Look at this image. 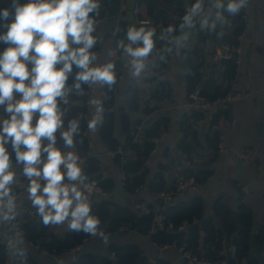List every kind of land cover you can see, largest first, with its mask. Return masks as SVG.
<instances>
[{
	"label": "trees",
	"instance_id": "obj_1",
	"mask_svg": "<svg viewBox=\"0 0 264 264\" xmlns=\"http://www.w3.org/2000/svg\"><path fill=\"white\" fill-rule=\"evenodd\" d=\"M20 3H26L27 0H19ZM139 11L135 15L137 20L150 18L152 24L150 29H155L153 36L154 47L149 56L144 60V64L150 65V72L145 75L146 81H153L159 78L166 70V59L168 52L172 49V44L166 37H157L158 30L155 25L160 24L166 31L167 36L177 35L185 27L183 17L188 12V5H183V0H137ZM192 0L189 5L195 3ZM229 0H223L224 7L217 8V13L222 19L228 21L223 23L222 30L218 34L216 44L218 42H227L231 47H237L239 44V35L245 31V7L241 8L239 13L230 14L226 11V6ZM12 0H0V9L11 8ZM105 4V1H104ZM142 4L146 6V16H142L140 9ZM94 18V23L97 20L103 19L105 12L103 7L98 8V15L90 14ZM11 19V18H10ZM9 19V20H10ZM127 23L119 21L116 32L112 39V49L115 51V58L112 60L114 65L115 83L111 86L102 85L104 94L101 100V124L98 128V133L105 147L113 152V161L120 168L123 174L122 185L127 193H133L135 189L141 192L143 187L147 188L148 199H142L141 196L135 201L138 204H144L150 210L157 209V213L163 215L165 222H171L174 228H180L175 231L155 230L148 233L153 220L151 211L145 213L139 207H129L121 205L108 198V195L115 187V182L109 177H101L97 174L99 170V160L96 156L88 154V138L83 133L88 122L83 117L84 113H88V108L84 104L86 99L87 84L76 80V75L80 71L73 65L72 72L68 74V79L65 84L66 97L63 100L57 98L58 110L63 111V128L68 130L70 122L78 123V131L73 134V151L78 157H83L82 170L87 176L84 182L95 180L100 189L107 193V197L93 201V214L101 220V228L104 233H113L119 229L126 228L135 230L141 234H147L150 240L156 244L174 243L179 246L185 244L191 248L198 258L208 263H215L221 259L225 260L226 264H239L244 261L246 264H264V215L262 222L259 225L257 239L252 244L250 235L252 231V212L249 206L239 203L233 210L225 203L217 198L212 203V217L203 218V202L198 196H192L186 200L164 203L161 198L154 197L159 192L167 190L165 188V180L163 176V165H158V168L151 171L146 165V161L150 152L155 147V142L152 140L163 134L167 128V118L159 117L151 120L147 124L142 122H130L128 113L121 112L120 129L122 134V143L119 139L113 136V129L110 124V110L112 105L113 92L122 74L123 70V54L119 48V42L125 35ZM135 26L139 28L140 23ZM169 27L173 31H169ZM6 32V31H5ZM211 27H200L197 32V41L193 48L189 51L187 63L184 70V76L187 82L188 92L190 93L196 85H200L201 93L212 99L222 96L228 90L229 82L235 76L236 57L237 53L231 49L230 57L224 59L221 63V69L218 75H214L212 71L203 78L201 69L203 67L202 47L209 40ZM96 44L90 50L93 54L99 49L97 36ZM10 44L0 43V50L3 52ZM79 47V45H71ZM135 47L141 45L136 44ZM31 55V53H30ZM59 68L60 65H57ZM91 67V66H90ZM80 87L76 88L75 85ZM139 87L134 79H130L125 92V106L129 111L138 109L139 106ZM171 95L169 83L165 80H159L152 90L150 100H162ZM16 100L21 99L19 93H13ZM154 106H149L148 101L145 102L143 109L145 114H150L154 110ZM225 114V110L222 115ZM39 117V113H37ZM200 117L197 113H184L179 123V131L181 137L176 142V149L183 152L187 158L192 161L194 145L188 140L193 137L194 130L191 126L193 119ZM216 117L210 121V131L205 135V146L212 154L209 160L216 157V143L218 140V131L212 128ZM141 124V130L138 137L134 140L136 129L135 126ZM56 144L58 149L65 148L64 140L58 133H55ZM48 142V141H47ZM42 148L47 145L41 142ZM120 146L122 153L115 151L116 147ZM9 155V164H21L16 160V153L9 141L4 145ZM25 150L21 145V151ZM47 153L42 151L41 160H46ZM208 160V161H209ZM24 169V167H22ZM211 174L208 168H193L187 166L182 171V179L192 178L194 181L202 184ZM35 208L27 207L21 209L15 207L14 217L11 219V224L19 227L22 230L23 238L31 244L37 246L39 250L57 255L68 251L77 245L81 244L84 239L90 235L84 233H76L70 230L64 231L62 234L55 233L52 225L44 226L40 221V217L33 215ZM236 215V220H234ZM202 231L204 236L201 246H199V232ZM233 247V251H231ZM7 253L4 243L0 241V264L6 261ZM13 264H37V262L29 255H22L15 252L13 254ZM68 264H148L147 258L142 254L140 248L132 243L124 244H109L107 254L82 253L75 261ZM155 264H171L168 260L157 258Z\"/></svg>",
	"mask_w": 264,
	"mask_h": 264
},
{
	"label": "crops",
	"instance_id": "obj_2",
	"mask_svg": "<svg viewBox=\"0 0 264 264\" xmlns=\"http://www.w3.org/2000/svg\"><path fill=\"white\" fill-rule=\"evenodd\" d=\"M191 1L192 0H183V5H187ZM98 3L99 7H103L104 9V0H98ZM215 3L216 0H206L201 6L203 10L199 12L194 19V26L191 28L185 26L177 35L167 36L165 29L160 24L155 25L158 30L157 37H166L167 40L171 42L172 49L168 52L166 59L167 70L153 81H146L144 78L151 70L150 65L144 64L145 66L139 76L133 74L135 70L132 66V57L125 53L123 47L120 46L121 43L124 45L129 44L126 35L129 27L126 26L125 35L119 42V48L123 54L124 63L122 74L113 92L110 124L113 129V136L120 139L122 138L120 115L123 111L128 113L131 124H137L138 122L147 124L156 118L166 117L167 128L163 132L162 138L158 142H155V147L149 154L146 161L148 168L154 171L158 168V165L161 164L164 166L163 176L165 188L170 192L172 202L198 196L203 202V218L212 217V203L217 198H220L223 203L233 210L239 203L249 206L252 212L253 225L250 238L253 244V226H259L264 215V0H248L245 7L246 27L245 31L239 37L235 76L231 82H229V85H231L233 91L239 95V98L231 104V120L228 121L229 112L227 109L223 115V125L220 129V133L222 135L224 150L222 152H216V157L213 160H209L212 153L206 148L204 138L210 131V121L206 119L205 115L197 113L200 117L192 120L191 126L194 130V134L188 141L194 145V153L192 155H199V158L192 156V160L196 165L195 168H208L211 170V174L204 183L200 184V188L197 192H183L176 187L177 183L182 180L183 169L187 167L176 149V142L181 137L179 123L184 114L180 105L185 101L189 93L184 70L189 51L197 41L198 29L205 20L209 26L213 23L215 24L214 28L217 29V35L215 39H213L212 30L214 28H211L209 40L202 47L201 56L203 67L201 72L203 78L206 77L210 71H212L214 75H218L221 69V63H217L213 60V54L218 34L222 30L224 21L227 22L228 20H224L220 17L217 13ZM123 7L124 0H121L117 22L109 32L105 31L103 27L104 18L94 23L95 31L93 34L97 36L99 49L96 51L97 55L95 56V60L92 61L91 67L108 64L109 53L114 51L112 49V39L116 32L117 25L119 21H125V15L121 12ZM252 8H255V13L251 19V24L248 25L247 13L251 12ZM140 12L142 16H146V6L143 4ZM140 20L148 21V23L140 24L146 29H150V25L152 24L150 18ZM138 21L139 20L135 17L134 26ZM247 29H249V31H247ZM3 33H5V31L0 28V34ZM1 42L2 41H0V43ZM132 47L135 48L134 45H132ZM28 67L31 70V63L28 64ZM131 78L137 82L139 87V106L138 109L134 111H129L125 106V92ZM159 80H165L169 83L171 95L162 100H150V94ZM101 92L102 84L100 83L92 94V103L88 108V115L86 117L88 123L93 119L90 113L91 110L98 111L99 109V111L96 116L98 122L95 130H89L88 125L86 127L88 138L87 153L96 156L99 160V170L97 174L101 177L111 178L115 182V185L118 183L123 184L122 171L114 163L113 154L105 147L98 133L102 114L101 100L103 94ZM64 97H66V91ZM146 101H148L149 106L155 107L150 114H145L143 111ZM5 107L6 105H0V123L9 119L11 115L5 111ZM58 111L61 113L62 120L63 111ZM37 119V113H35L32 120L33 126H35ZM138 125L142 126L140 123ZM57 130L60 136L61 133L65 131L63 126ZM41 142L48 144L47 140L43 138ZM240 147L251 149L252 154L250 157L242 159V163L237 165L233 151ZM42 166L41 164L38 167ZM22 167H24L23 163L10 164L8 170L23 169ZM64 183L69 182L65 179ZM28 186L29 183H20L16 180L9 185L10 191L19 193L18 203L19 207L23 210L27 207L34 208L28 197ZM242 186L246 187V192L240 191ZM114 191L115 187L111 193ZM123 191V195L113 198L112 201L121 205L133 207L137 199H135L132 194L127 193L124 188ZM7 199L6 197L4 203L7 202ZM32 214L36 215V212L33 211ZM52 229L58 234H62L64 231L68 230L66 224L58 226L52 225ZM105 236L107 237V243L100 237L89 236L76 247L63 253L53 255L39 250L37 246L26 241L22 236L17 235L13 231L11 219L4 220L0 217V241L4 243L7 253L4 264H13V254L15 252L21 253L22 255H29L37 264H68L71 261H75L80 254L86 252L106 255L108 245L111 243H132L137 245L142 254L147 258L148 264H154L157 258L168 260L171 264H181V255L176 248L158 250L147 234H141L135 230L122 228L113 233H105Z\"/></svg>",
	"mask_w": 264,
	"mask_h": 264
},
{
	"label": "clouds",
	"instance_id": "obj_3",
	"mask_svg": "<svg viewBox=\"0 0 264 264\" xmlns=\"http://www.w3.org/2000/svg\"><path fill=\"white\" fill-rule=\"evenodd\" d=\"M201 3L202 0H196L183 17L181 27L194 26V17L203 10ZM247 3L248 0H229L226 11L237 14ZM215 7L223 8V0H216ZM98 8V0H27L26 3L12 0L10 9H0V22L11 18V23L4 25L7 31L0 34V41L11 45L0 53V105H6L5 111L11 114L0 123V217L9 220L15 213L9 188L15 174L8 170L9 155L4 147L10 141L17 162L24 164V175L29 178L28 197L42 225L66 224L72 232L100 237L107 243L101 220L93 214L92 204L80 187L87 176L83 174L78 155L72 151L62 154L55 147V133L63 126L57 98L65 95L73 65L80 70L76 75L78 81L109 86L115 83L112 63L90 67L95 60L90 50L96 44L94 18L90 14L98 15ZM205 26H208L206 20L202 22V27ZM210 27L214 28L215 24ZM169 31L173 29L169 27ZM154 34L155 29L133 25L126 34L129 44L120 45L132 57L136 76L153 50ZM136 44L141 46L132 47ZM14 92L21 95L15 103L12 102ZM35 113L39 117L33 126ZM97 122L96 117L90 120L89 130H95ZM77 131L78 123L70 122L68 130L61 133L66 147L73 145V134ZM42 138L48 141L43 148ZM21 145L25 150L21 151ZM42 151L47 153L44 161ZM65 178L69 183H64Z\"/></svg>",
	"mask_w": 264,
	"mask_h": 264
},
{
	"label": "built area",
	"instance_id": "obj_4",
	"mask_svg": "<svg viewBox=\"0 0 264 264\" xmlns=\"http://www.w3.org/2000/svg\"><path fill=\"white\" fill-rule=\"evenodd\" d=\"M205 1L206 0H202L201 6L205 3ZM187 5H188V10H189L192 5H189V4H187ZM138 11H139V4L136 0L133 4V8H132V12H133L134 16L138 13ZM196 17H194V19ZM8 23H11V19L8 21H5V22H0V28H2L4 31H7V28L4 25L8 24ZM138 23H148V21L139 20ZM240 36L241 35H239V37ZM231 49L234 50L236 53L238 52V47H231L227 42H223V41L218 42L215 45L213 60L218 63V62H220L221 59H226V58L230 57ZM0 53H2L1 50H0ZM93 54H94V56H96L97 52H95ZM108 57H109L108 63H112V60L115 58V51H111L109 53ZM90 66H91V64H90ZM25 83L27 84L28 81H25ZM98 84H100V82H96V83L88 82V84H87V89H86L87 95H86V99L84 100V104L86 105L87 108H89V106L92 103V94L94 93ZM101 93L104 94V91L102 90ZM238 98H239V95H237V93H235L233 91L231 85H229L228 90L225 92L224 95L218 96V97H215L212 99L204 96L201 93L200 85H196L192 89V91L190 93H188L187 98L180 105V108L184 113H187V114L201 113V114L206 116V119L208 121H211L216 117V120L213 124V128L218 131V140L216 143V152H222L224 150L222 135L220 133V129L223 125L222 112L224 110H226L228 108V106H230ZM15 100H16V98L13 97L12 102H14ZM59 100L62 101L63 98H60ZM87 115H88V113L86 112L83 114V117L86 118ZM135 129H136V133H135L134 140L137 139V137H138L137 135L140 132L141 126L136 125ZM83 133L87 136L86 128L83 130ZM161 138H162V135L155 137L152 140L154 142H158ZM60 151L62 152V154L66 155L69 151H72V150H68L67 147H65V148L61 149ZM115 151L120 153V154L122 153L120 146H117ZM110 152L113 154L112 151H110ZM177 153L184 160L186 166H191L193 168L196 167L193 160L190 161L183 152H181L180 150H177ZM233 153H234V156L236 158L245 159V158H248L251 156L252 151H251V149H249L247 147H240V148L235 149L233 151ZM203 156H205V155H203ZM203 156H201V157H203ZM197 158H199V157H197ZM196 161H197V159H196ZM82 163H83V157H79L80 166H82ZM23 170L24 169L9 170V171L14 172V174H15L13 181L16 180V181H19L20 183H29V178L24 175ZM61 170L63 171V166H61ZM33 179H36V178L33 177ZM65 179H67V178H65ZM40 183L44 184V181L41 179ZM176 187H177V189H179L183 192H197L200 188V184L198 182L194 181L192 178H189V179H182L181 181H179L177 183ZM81 188L86 193V195L88 196L90 203H92L95 200L107 197V193L100 189V187L97 185L96 181L84 182V184L81 185ZM246 190L247 189L245 186H242L240 188L241 192H246ZM131 194L134 196L135 199H138L140 197V192L137 189H135L133 191V193H131ZM18 196H19V193L10 191V197L14 200L15 207H19ZM154 197L161 198L164 203H169L171 201V194L168 190H163V191L159 192L157 195H155ZM134 207L141 208L142 211L145 213H147L149 211H151L153 213V220H152L151 226L148 229V233H152L155 230L175 231V230L180 229V228H177V229L174 228V226L172 225L171 222H165L163 215L160 213H157V209L150 210L144 204H138V203H136L134 205ZM12 228H13V231L17 235L22 236V230L19 227L12 225ZM153 244L155 245V247L158 250H166L169 248H176L181 255V259H182L181 264H207L208 263V262L203 261L202 259L198 258L197 255L195 254V252L191 248L186 247V245L184 243L179 245V246L175 245L174 243H171V244L170 243H163V244L159 245V244H156L153 242ZM231 251H233V247H231ZM212 264H226V263H225V260L221 259V260L216 261L215 263H212ZM239 264H246V263L244 261H241Z\"/></svg>",
	"mask_w": 264,
	"mask_h": 264
},
{
	"label": "water",
	"instance_id": "obj_5",
	"mask_svg": "<svg viewBox=\"0 0 264 264\" xmlns=\"http://www.w3.org/2000/svg\"><path fill=\"white\" fill-rule=\"evenodd\" d=\"M104 1H105V6H104L105 17H104L103 27H104L105 31L109 32L112 29V27L115 25V23L117 22V16H118L119 8L121 5V0H104ZM135 1L136 0H124V7L121 10V12H123L125 15L124 20L127 23L128 27L134 25L135 16L132 12V8H133V4ZM254 13H255V8H252L251 12L247 13L248 25L251 24V19H252ZM247 31H249V29H247ZM212 33H213V39H215V37L217 35V29L214 28L212 30ZM223 62H224V59H221L220 63H223ZM227 111L229 112L228 121H230L231 120V116H230L231 105L228 106ZM90 113H91L92 117L94 118L97 116L98 111L97 110H91ZM119 141H120V143H122L123 139L120 138ZM67 149L72 150V146L67 147ZM236 161H237V165H240L243 160L240 158H236ZM123 194H124L123 185L121 183H118L115 185V191L113 193L109 194L108 198L113 199V198L118 197V196L123 195ZM141 196L145 200L148 199L146 187L142 188ZM234 220H236V215H234ZM253 229H254V233L252 235V240H253V244H254L256 242V239H257V233L259 230V226L254 225ZM203 236H204L203 232L200 231L199 232V238H198L199 246H201ZM207 264H212V263H207Z\"/></svg>",
	"mask_w": 264,
	"mask_h": 264
}]
</instances>
